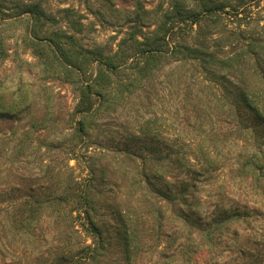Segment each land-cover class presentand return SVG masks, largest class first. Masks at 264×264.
Returning a JSON list of instances; mask_svg holds the SVG:
<instances>
[{
    "label": "rangeland",
    "instance_id": "1",
    "mask_svg": "<svg viewBox=\"0 0 264 264\" xmlns=\"http://www.w3.org/2000/svg\"><path fill=\"white\" fill-rule=\"evenodd\" d=\"M209 1L213 5L223 0ZM175 3L189 7L192 1L0 0V193L13 185L22 189L15 196L28 194L30 188L35 196H69L67 204L42 210L69 213L76 210L78 189L94 170L92 196L99 214L105 205L109 208L102 220L110 223L116 204H129L137 193L133 182L145 150L153 154L156 147H164L165 154H171L178 145L197 155L200 148H215L211 136L225 130L216 122L223 117L219 109L210 110L211 118L204 107L192 112L205 103L200 98L185 100L183 88L192 80V70L177 68L166 57L141 56L157 47L158 24L165 23L164 34L170 23L162 12ZM256 12L255 19L264 17ZM236 22L228 19L231 27ZM215 32L202 28L203 34ZM191 37L180 33L185 41ZM80 121L85 132H79ZM145 136L152 141L147 143ZM126 147L135 157L122 154ZM233 156L229 147L215 151L213 172L200 179V211H210L218 202L262 198L264 179L256 191L239 184L230 167ZM68 187L72 189L67 194ZM168 214L160 227L154 217L141 219L139 231L144 230L143 243L153 247L152 261L136 257L134 264H175L160 258L158 251L175 245ZM47 222L50 229L51 219ZM192 264L240 263L226 251L214 257L204 249Z\"/></svg>",
    "mask_w": 264,
    "mask_h": 264
},
{
    "label": "trees",
    "instance_id": "2",
    "mask_svg": "<svg viewBox=\"0 0 264 264\" xmlns=\"http://www.w3.org/2000/svg\"><path fill=\"white\" fill-rule=\"evenodd\" d=\"M190 1L189 7L175 3L162 12L163 19L170 20L168 28L163 34L166 25L158 24L157 47L141 56L166 57L177 68L192 70V80L183 88L185 100L193 97L205 102L192 112L204 107L212 117L210 110L219 109L223 117L216 122L225 130L210 135L215 148H200L197 155L192 149L187 154L178 145L171 154H165L164 147H156L153 154L152 149L145 150L133 182L137 193L129 204H116L109 214L112 224L102 220L109 209L106 205L104 213L97 212L92 196L94 170L78 189L76 210L69 213L42 212L47 206L67 204L69 196H35L31 188L28 194L15 196L22 189L6 186L0 193V264H134L136 257L152 261L153 247L143 243L139 222L154 217L160 227L166 213L175 245L168 251L158 249L160 258L192 264L193 257L205 249L214 257L226 251L240 264H264V192L259 201L218 202L206 212L198 208L200 179L213 172L217 150L229 147L235 154L230 167L239 184L256 191L257 182L264 179V17L253 16V10L264 14V0H223L213 5L209 0ZM230 18L237 21L234 27L228 24ZM209 27L216 32L203 34L202 28ZM183 31L192 34L190 41L180 39ZM79 125V132H85L84 123ZM144 140L152 141L147 136ZM131 151L126 147L122 154L135 157ZM148 163L156 167H147ZM71 189L65 190L67 194ZM145 232L149 236L152 231ZM160 232L156 233L158 241Z\"/></svg>",
    "mask_w": 264,
    "mask_h": 264
}]
</instances>
